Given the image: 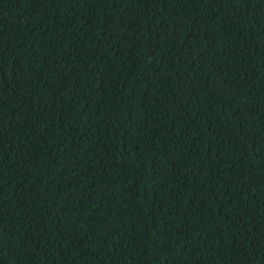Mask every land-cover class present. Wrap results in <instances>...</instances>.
<instances>
[{
  "label": "trees",
  "instance_id": "16d2710c",
  "mask_svg": "<svg viewBox=\"0 0 264 264\" xmlns=\"http://www.w3.org/2000/svg\"><path fill=\"white\" fill-rule=\"evenodd\" d=\"M0 264H264V0H0Z\"/></svg>",
  "mask_w": 264,
  "mask_h": 264
}]
</instances>
